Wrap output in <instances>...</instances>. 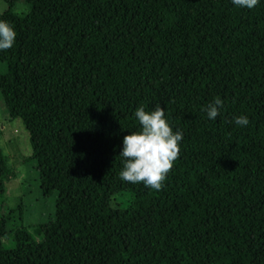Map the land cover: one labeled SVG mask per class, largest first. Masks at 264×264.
Masks as SVG:
<instances>
[{"label":"trees","instance_id":"trees-1","mask_svg":"<svg viewBox=\"0 0 264 264\" xmlns=\"http://www.w3.org/2000/svg\"><path fill=\"white\" fill-rule=\"evenodd\" d=\"M29 1L0 13V98L58 198L29 232L0 146V264H264V0ZM138 202L161 235L126 249Z\"/></svg>","mask_w":264,"mask_h":264},{"label":"rangeland","instance_id":"rangeland-1","mask_svg":"<svg viewBox=\"0 0 264 264\" xmlns=\"http://www.w3.org/2000/svg\"><path fill=\"white\" fill-rule=\"evenodd\" d=\"M7 9L6 0H0V13ZM15 11L26 15L31 9L29 0H17ZM5 63L0 62V73L6 72ZM0 146L8 156L13 169L5 180L8 205L22 203L23 224L29 232L40 222H47L55 216L58 193L43 195L40 189V173L35 160H27L32 154L30 135L21 118H11L4 101L0 98ZM107 194L102 175L66 195L67 212ZM122 242L126 249L142 245L161 235V230L151 217L146 206L138 202L127 211L112 209ZM13 242L11 236L4 239Z\"/></svg>","mask_w":264,"mask_h":264},{"label":"crops","instance_id":"crops-1","mask_svg":"<svg viewBox=\"0 0 264 264\" xmlns=\"http://www.w3.org/2000/svg\"><path fill=\"white\" fill-rule=\"evenodd\" d=\"M15 10V9H14Z\"/></svg>","mask_w":264,"mask_h":264}]
</instances>
